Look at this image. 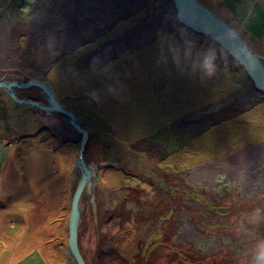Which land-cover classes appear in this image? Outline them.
Masks as SVG:
<instances>
[{
    "label": "rangeland",
    "instance_id": "374dc122",
    "mask_svg": "<svg viewBox=\"0 0 264 264\" xmlns=\"http://www.w3.org/2000/svg\"><path fill=\"white\" fill-rule=\"evenodd\" d=\"M197 1L264 60V0ZM209 50L211 77L201 69ZM7 77L47 83L98 148L84 156L100 167L94 195L80 200L86 264L256 258L264 94L220 46L179 27L170 0H0ZM14 91L41 102L39 89ZM69 138L78 140L58 116L25 110L0 88V264H74L66 245L78 152Z\"/></svg>",
    "mask_w": 264,
    "mask_h": 264
},
{
    "label": "water",
    "instance_id": "95a60500",
    "mask_svg": "<svg viewBox=\"0 0 264 264\" xmlns=\"http://www.w3.org/2000/svg\"><path fill=\"white\" fill-rule=\"evenodd\" d=\"M173 4L177 22L189 30L208 38L220 46L229 57L237 63L251 81L254 90L264 94V60L255 55L246 42L237 34L230 25L222 21L213 14L208 8L201 5L197 0H170ZM8 80H0V88L4 89L11 99L18 105L25 108H38L45 116L53 113L62 115V122L70 127L75 135L78 136L77 144L80 147L74 169L72 171L73 181L78 172L76 186L70 199V213L68 217V240L67 251L74 264H86L83 260L77 244V232L80 223L81 209L80 200L86 190L91 196L94 195L95 176L97 169L93 164L86 165L83 148L88 138V134L81 127L79 119L68 112L55 99L53 92L47 83L40 80H29L25 83ZM38 88L41 91L44 103L29 102L19 100L15 89L26 90ZM249 264H259L254 258Z\"/></svg>",
    "mask_w": 264,
    "mask_h": 264
},
{
    "label": "bare ground",
    "instance_id": "6f19581e",
    "mask_svg": "<svg viewBox=\"0 0 264 264\" xmlns=\"http://www.w3.org/2000/svg\"><path fill=\"white\" fill-rule=\"evenodd\" d=\"M204 6V5H203ZM206 8H208V7H206ZM209 9V8H208ZM210 10V9H209ZM211 11V10H210ZM212 12V11H211ZM213 13V12H212ZM214 14V13H213ZM216 15V14H215ZM217 16V15H216ZM221 19V18H220ZM175 20H176V23H177V25L179 26V27H182V28H185V29H187L189 32H192V33H194V34H196L197 36H201V35H199V34H197V33H195V32H193V31H191V30H189L188 28H186V27H184V26H182V25H180L178 22H177V19H176V15H175ZM222 20V19H221ZM222 21H224V20H222ZM225 22V21H224ZM227 23V22H226ZM228 24V23H227ZM229 25V24H228ZM232 27V26H231ZM232 29L237 33V31L232 27ZM172 33H177V32H175V31H172ZM238 34V33H237ZM240 35V34H239ZM202 37V36H201ZM240 37L242 38V36L240 35ZM243 39V38H242ZM244 40V39H243ZM8 71H11V72H13V73H19L17 70H15V69H8ZM9 78H11V79H13L12 77H9ZM14 80V79H13ZM14 81H16V79L14 80ZM32 90H38V88H32ZM55 96V95H54ZM18 99L19 100H25V101H29V102H34L33 100H32V98H30V96L28 97V96H26V95H23V96H21V97H18ZM55 99H56V96H55ZM13 101V100H12ZM56 101H57V99H56ZM14 102V101H13ZM35 102H37V101H35ZM58 103H59V101H57ZM41 103H44V99H43V97L41 98ZM14 104L15 105H18V104H16L15 102H14ZM61 105V104H60ZM22 108H24L25 110H30L32 113H42L43 115H44V113L41 111V110H39L38 108H25V107H23L22 106ZM67 110V109H66ZM68 111V110H67ZM68 112H71V111H68ZM72 113V115L73 116H75L77 119H79V121H80V123H81V126H82V129L84 130V128H83V120H81V118H79V116H77L76 114H74L73 112H71ZM54 117H59L60 118V120H62V115L61 114H56V113H53L52 114ZM48 118H51V117H48ZM47 117H45V119H48ZM63 123V122H62ZM69 129H70V127H69ZM70 131H72L71 129H70ZM73 132V131H72ZM49 133V132H48ZM87 134H88V138H87V140H86V143H85V145H84V148H83V154H84V156L86 155V152H90L91 150H98V148L97 147H94V146H91V138H92V134H90V132H87ZM52 136H54V135H52ZM72 138V137H71ZM70 139V138H69ZM60 143H63L64 142V144H67L68 143V141H64L63 140V142H61V141H59ZM69 143L71 144V145H73L74 146V148H76V150H77V152H78V154H79V151H80V147H79V145L77 144V140L75 141V140H72V139H70L69 140ZM163 148V147H162ZM65 153V152H64ZM78 154H77V156H78ZM99 157L97 156V158L96 159H98ZM76 159H77V157H76ZM165 160V159H164ZM85 161H86V159H85ZM76 162V161H75ZM96 164H99V165H101L102 163L99 161V162H96ZM74 165H75V163H74ZM106 165H112L111 163H108V164H106ZM94 167H96V169H97V172L99 173V169L98 168H100V167H97L96 165H94ZM73 169H74V166H73ZM72 175H73V173H72ZM77 177H78V172H76V174H75V177H74V181H76L77 182ZM76 179V180H75ZM72 181H73V178H72ZM95 181L96 182H100V178H99V176L97 175V176H95ZM205 189H207V191H209V190H212L210 187H207V188H205ZM95 190H97V187H96V184H95V186H94V191ZM219 190H221V189H219ZM200 194V193H199ZM101 196V195H100ZM117 201V200H116ZM146 206V205H145ZM151 205H149V208L150 209H154L155 207H153V206H151ZM159 206H161L160 204H159ZM261 206H262V202H261V204H260V208H261ZM148 211H149V209H148ZM150 211H152V210H150ZM212 209L210 208V210L209 211H207V214H209L210 216L209 217H211V216H214V214H212ZM208 217V219H210ZM207 219V220H208ZM190 226H192V227H197L196 225L194 226V225H190ZM194 230H195V228H194ZM196 232H198L197 230H195ZM218 237V236H217ZM219 239H216V240H211V239H206L205 238V240L204 241H208V243L212 246V245H214L216 242H219L218 241ZM185 244L186 243H182V245L181 244H178V245H181V246H185ZM182 248V247H181ZM219 249V247H217V249L216 250H218ZM213 250V249H212ZM180 254L182 255L183 254V257L184 258H186V260H188V261H191V262H194L195 261V259H194V257L193 256H191V255H188L187 253H186V255H185V253H182V252H180ZM180 254H178L179 256H180ZM185 255V256H184ZM182 257V258H183ZM181 258V259H182Z\"/></svg>",
    "mask_w": 264,
    "mask_h": 264
},
{
    "label": "clouds",
    "instance_id": "9594fccd",
    "mask_svg": "<svg viewBox=\"0 0 264 264\" xmlns=\"http://www.w3.org/2000/svg\"><path fill=\"white\" fill-rule=\"evenodd\" d=\"M215 59H216V56L212 50H209L203 56V60L201 63V69L209 77L214 75L216 72ZM256 259L259 261V264H264V244H261L258 246Z\"/></svg>",
    "mask_w": 264,
    "mask_h": 264
},
{
    "label": "flooded vegetation",
    "instance_id": "af4514ba",
    "mask_svg": "<svg viewBox=\"0 0 264 264\" xmlns=\"http://www.w3.org/2000/svg\"><path fill=\"white\" fill-rule=\"evenodd\" d=\"M136 220V219H135Z\"/></svg>",
    "mask_w": 264,
    "mask_h": 264
}]
</instances>
